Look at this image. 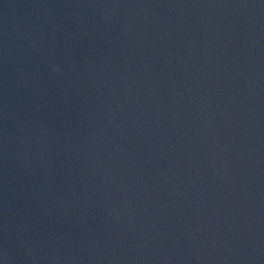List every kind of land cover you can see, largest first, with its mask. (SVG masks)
I'll list each match as a JSON object with an SVG mask.
<instances>
[{
	"label": "water",
	"instance_id": "water-1",
	"mask_svg": "<svg viewBox=\"0 0 264 264\" xmlns=\"http://www.w3.org/2000/svg\"><path fill=\"white\" fill-rule=\"evenodd\" d=\"M0 264H264V0H0Z\"/></svg>",
	"mask_w": 264,
	"mask_h": 264
}]
</instances>
